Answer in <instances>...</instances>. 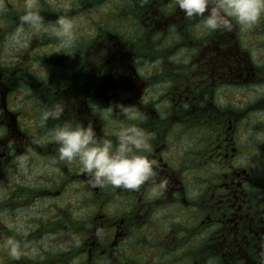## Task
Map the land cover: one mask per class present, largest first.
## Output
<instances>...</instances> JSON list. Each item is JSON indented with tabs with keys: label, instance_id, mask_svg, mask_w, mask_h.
<instances>
[{
	"label": "flooded vegetation",
	"instance_id": "flooded-vegetation-1",
	"mask_svg": "<svg viewBox=\"0 0 264 264\" xmlns=\"http://www.w3.org/2000/svg\"><path fill=\"white\" fill-rule=\"evenodd\" d=\"M27 2L0 0V264H264V16L210 32L176 0H39L48 28L78 25L71 55L44 30L17 31ZM14 33L19 51L5 46ZM117 102L144 120L106 123L93 106ZM56 103L61 119L39 127ZM64 120L114 144L131 124L154 133L156 178L91 187L58 159L48 130Z\"/></svg>",
	"mask_w": 264,
	"mask_h": 264
},
{
	"label": "clouds",
	"instance_id": "clouds-1",
	"mask_svg": "<svg viewBox=\"0 0 264 264\" xmlns=\"http://www.w3.org/2000/svg\"><path fill=\"white\" fill-rule=\"evenodd\" d=\"M176 6L186 17H203V27L210 32H231L233 22L238 24L241 30H248L264 16V0H176ZM77 27L73 19L62 15L57 18L54 26L48 28L39 11V0H28L19 16L17 31L44 30L46 35L57 39L58 47L68 50L72 55L75 53L71 50L75 45ZM15 35L16 33L10 36V43L15 42ZM93 106L102 114L106 123L121 116L134 121H143L145 118V114L136 105L126 106L117 102L105 108L94 104ZM64 112V103L45 106L39 110L36 123L44 128L49 120H60ZM48 133L58 145L59 161L75 162L81 171L87 174L89 184L93 188L111 185L135 190L157 176L159 162L144 154L151 152V141L155 134L138 124L119 129L115 133V144L111 139L98 136L91 122L87 125H74L71 121L64 120L60 125L49 129ZM7 148L15 151L14 141L10 140ZM56 162V158H53L52 163ZM166 184V179L160 181L161 187ZM100 231L97 230L98 234ZM5 245L13 257L18 258L22 254L20 242L14 238H8ZM32 251L36 252L35 249Z\"/></svg>",
	"mask_w": 264,
	"mask_h": 264
},
{
	"label": "rangeland",
	"instance_id": "rangeland-1",
	"mask_svg": "<svg viewBox=\"0 0 264 264\" xmlns=\"http://www.w3.org/2000/svg\"><path fill=\"white\" fill-rule=\"evenodd\" d=\"M17 41H15L14 43H10L9 42V40L6 42V44H5V46L7 47V48H13V49H15L16 51H19V49L21 48V45L19 44V43H16ZM15 44V45H14ZM4 46V47H5ZM40 165V166H39ZM41 169H42V165L41 164H39L38 163V165L35 167V166H32L29 170H28V172H27V175H38V174H40V171H41ZM45 205V203L44 202H42V201H38V202H36L35 204H33V205H30V204H26V203H24L23 205H21L20 207H23V208H28V207H31V208H34V209H37V208H43L44 209V206ZM24 214V213H23ZM18 218H19V216H18ZM21 222H22V219H19V222H17V224H21ZM0 252H1V250H0Z\"/></svg>",
	"mask_w": 264,
	"mask_h": 264
}]
</instances>
